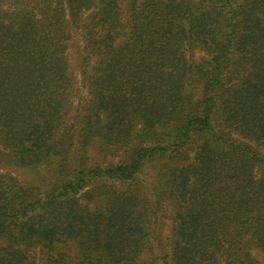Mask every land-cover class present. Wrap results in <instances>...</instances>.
<instances>
[{"label":"trees","instance_id":"16d2710c","mask_svg":"<svg viewBox=\"0 0 264 264\" xmlns=\"http://www.w3.org/2000/svg\"><path fill=\"white\" fill-rule=\"evenodd\" d=\"M0 264H264V0H0Z\"/></svg>","mask_w":264,"mask_h":264},{"label":"rangeland","instance_id":"374dc122","mask_svg":"<svg viewBox=\"0 0 264 264\" xmlns=\"http://www.w3.org/2000/svg\"><path fill=\"white\" fill-rule=\"evenodd\" d=\"M79 45V43L76 41H73L72 44L69 45L68 48V60L70 63V67L71 70L75 73L76 75V88L80 91L81 95H83V86L81 84L80 86V78L77 75V70H78V66H79V62H78V49L77 46ZM199 56H195L194 58L198 59ZM104 146L100 143H96L94 145V148L91 150V158L93 160H97L98 162L100 161V158H97L98 155L101 154V152L103 151ZM119 154L117 153L115 155V157H117ZM111 158H107L106 161H110ZM104 163V162H103ZM160 170V164L157 165L154 161L147 163L141 174H139L137 182L138 185L140 186V189L148 195V191L153 187V185L156 183L157 181V174L159 173ZM15 176L18 177L19 180H21L22 182H28L29 184H33L34 183V178L33 176L29 173V172H17L14 174ZM118 189L123 188V186L121 187L120 185H115ZM171 224L172 221L170 220L169 217V213L163 214L161 216V218L159 219V222L156 224H153L152 227L155 228L156 225V234L154 235L155 238V244H156V250H153L152 252V257L156 256L158 259H160V254L161 252H168L169 250V244H170V238H171ZM157 234L159 236H157ZM160 244V247H157ZM65 252L70 255V256H74L76 255V249H75V245L71 244L69 247H67L65 249ZM151 253V252H150Z\"/></svg>","mask_w":264,"mask_h":264}]
</instances>
